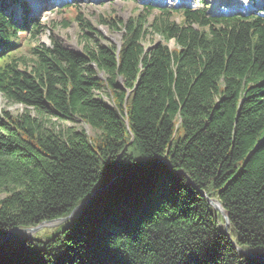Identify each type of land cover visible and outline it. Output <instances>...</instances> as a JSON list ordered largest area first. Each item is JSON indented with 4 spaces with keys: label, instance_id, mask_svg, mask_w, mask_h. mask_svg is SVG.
<instances>
[{
    "label": "trees",
    "instance_id": "16d2710c",
    "mask_svg": "<svg viewBox=\"0 0 264 264\" xmlns=\"http://www.w3.org/2000/svg\"><path fill=\"white\" fill-rule=\"evenodd\" d=\"M153 10L102 21L118 46L76 12L80 50L51 37L22 69L11 51L41 25L0 0V94L23 106L0 110V232L91 197L0 264H264L238 250L264 257V16ZM77 119L96 134L56 124Z\"/></svg>",
    "mask_w": 264,
    "mask_h": 264
},
{
    "label": "rangeland",
    "instance_id": "374dc122",
    "mask_svg": "<svg viewBox=\"0 0 264 264\" xmlns=\"http://www.w3.org/2000/svg\"><path fill=\"white\" fill-rule=\"evenodd\" d=\"M214 4L213 0H24L28 9V15L41 25L40 34L36 39H31V35L27 34L25 38L19 41L17 47L11 52L17 58L20 68H28L32 61V55L29 48L42 44L46 47L51 46V37L58 41L63 47L79 51L82 43L79 41V35L82 32L78 21L75 19L76 12L79 13L83 20L89 22L92 27L101 34L104 42L120 44L121 31H114L102 21L108 18H118L127 20L134 17L139 11H144L145 7H154L152 15L157 13V8H172L181 6H190L193 8L206 7L208 14L235 12L242 8L254 7V1L258 4H264V0H217ZM59 2V3H58ZM213 2V3H212ZM67 5H73L77 8H65ZM13 8L14 16L18 15L19 5ZM9 11V10H8ZM151 15V16H152ZM155 41L161 40L159 36L154 37ZM169 48H173L174 42H167ZM0 110L10 111L17 114L23 110V106L8 101L0 94ZM58 127L73 126L83 129L90 137L96 134V131L90 126L82 123L80 120L75 121H57ZM3 194L0 193V197ZM70 219V218H69ZM68 219V220H69ZM67 220L53 222L49 225L40 227L35 232H30L24 237L46 239L51 237L57 229H59ZM8 230H2L0 235V246L6 241H14L16 239H24V237L14 238L7 236ZM7 236V238H5Z\"/></svg>",
    "mask_w": 264,
    "mask_h": 264
},
{
    "label": "water",
    "instance_id": "95a60500",
    "mask_svg": "<svg viewBox=\"0 0 264 264\" xmlns=\"http://www.w3.org/2000/svg\"><path fill=\"white\" fill-rule=\"evenodd\" d=\"M114 178H112L107 184H105L102 188H100L99 190H97L98 192L99 191H102L104 190L105 188H107L111 181L113 180ZM96 191V192H97ZM96 192H94L93 194H95ZM91 198V197H90ZM90 198L82 201L81 203H79L74 209L73 211L66 217L64 218H58V219H55V220H51V221H43L41 223H39L38 225L34 226V227H29V228H20V227H16V228H13V229H26V230H29L30 232H35L37 231L40 227L46 225L47 223H53V222H60V221H64V220H68L69 218L73 217L74 215H76L90 200ZM209 203L215 208L218 210V212L221 214V216L223 217L224 219V230L227 231V225H228V216L227 214L224 212L222 206L220 205V203L217 201V200H212V199H209ZM13 229H10V230H13ZM7 238V236L5 237ZM24 238H28V237H24ZM20 239H16V242H19ZM1 242V241H0ZM240 253L246 255V256H249V257H252L254 259H259V260H264V257L260 256V255H255V254H251L250 252L248 251H244V250H241V249H238Z\"/></svg>",
    "mask_w": 264,
    "mask_h": 264
},
{
    "label": "bare ground",
    "instance_id": "6f19581e",
    "mask_svg": "<svg viewBox=\"0 0 264 264\" xmlns=\"http://www.w3.org/2000/svg\"><path fill=\"white\" fill-rule=\"evenodd\" d=\"M51 223H47L46 225H49ZM30 233L29 230L26 229H13V230H8V232L6 233L7 236H11L14 238H20V237H24L26 235H28ZM3 234L0 235V237H2Z\"/></svg>",
    "mask_w": 264,
    "mask_h": 264
}]
</instances>
